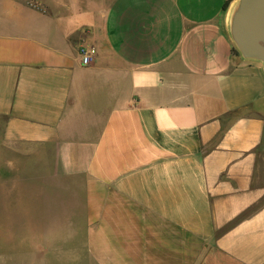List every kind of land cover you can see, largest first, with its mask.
<instances>
[{"label":"crops","instance_id":"0c3cea01","mask_svg":"<svg viewBox=\"0 0 264 264\" xmlns=\"http://www.w3.org/2000/svg\"><path fill=\"white\" fill-rule=\"evenodd\" d=\"M226 1L0 0V172L31 161L53 207L34 255L264 264V62Z\"/></svg>","mask_w":264,"mask_h":264},{"label":"rangeland","instance_id":"374dc122","mask_svg":"<svg viewBox=\"0 0 264 264\" xmlns=\"http://www.w3.org/2000/svg\"><path fill=\"white\" fill-rule=\"evenodd\" d=\"M5 156L12 158L7 154ZM16 165L17 167L12 166L10 172H0V187L8 189L7 194L0 193V264H37L38 259L45 264H93L79 250L81 242L75 240L71 243V257L60 258L61 262L57 258L45 259L38 253H32V242L37 246L52 242L46 235L51 227L53 207L50 208L51 205L46 200L49 196H35L31 193L33 186L47 185V179H33L31 161H17ZM16 187L23 189V192L10 190ZM72 222L77 226L78 235L79 221L73 217ZM65 234L62 235L61 245L67 246L69 240Z\"/></svg>","mask_w":264,"mask_h":264},{"label":"water","instance_id":"95a60500","mask_svg":"<svg viewBox=\"0 0 264 264\" xmlns=\"http://www.w3.org/2000/svg\"><path fill=\"white\" fill-rule=\"evenodd\" d=\"M231 33L243 57L264 62V0H239Z\"/></svg>","mask_w":264,"mask_h":264},{"label":"built area","instance_id":"2783aa9c","mask_svg":"<svg viewBox=\"0 0 264 264\" xmlns=\"http://www.w3.org/2000/svg\"><path fill=\"white\" fill-rule=\"evenodd\" d=\"M96 56V49L90 45H82L78 49L79 62L82 66L89 65Z\"/></svg>","mask_w":264,"mask_h":264},{"label":"trees","instance_id":"16d2710c","mask_svg":"<svg viewBox=\"0 0 264 264\" xmlns=\"http://www.w3.org/2000/svg\"><path fill=\"white\" fill-rule=\"evenodd\" d=\"M229 0H227L224 4V7L226 8L227 4H228Z\"/></svg>","mask_w":264,"mask_h":264}]
</instances>
